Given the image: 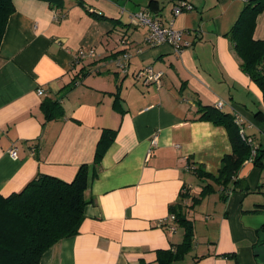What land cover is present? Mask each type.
<instances>
[{"label":"crops","instance_id":"0c3cea01","mask_svg":"<svg viewBox=\"0 0 264 264\" xmlns=\"http://www.w3.org/2000/svg\"><path fill=\"white\" fill-rule=\"evenodd\" d=\"M247 1L59 0L55 8L49 0H13L0 46V194L21 192L38 175L72 182L88 165L79 233L40 264H158L159 251L185 240L176 221L174 231L170 221L161 225L173 207L194 236L172 264H264V169L247 160L224 191L208 175H219L231 140L224 127L200 119L203 107L223 102L221 112L243 119L252 150L264 148L256 118L263 93L228 36ZM183 2L193 9L175 15ZM141 10L185 31L191 46L150 47L149 29L132 23ZM254 38L264 42V11ZM90 50L93 57L79 60ZM126 53L124 73L114 61ZM146 67L162 73L160 85L137 78ZM47 101L61 105L60 117L46 118ZM107 130L112 140L97 166ZM209 185L213 192L203 195Z\"/></svg>","mask_w":264,"mask_h":264},{"label":"trees","instance_id":"16d2710c","mask_svg":"<svg viewBox=\"0 0 264 264\" xmlns=\"http://www.w3.org/2000/svg\"><path fill=\"white\" fill-rule=\"evenodd\" d=\"M58 1L49 0L55 8L59 7L55 3ZM153 3L154 1L151 6ZM14 11L13 0H0V46L9 18ZM263 11L264 0L247 1L242 15L228 36L241 59V69L258 85L264 100V42L254 38L257 17ZM91 15L97 17L94 13ZM86 75L83 72L80 78ZM117 96L120 100V96ZM43 112L47 119H56L61 116L62 108L57 102L47 101L43 103ZM201 113V120L224 127L231 140L232 153L224 156L219 175L217 177L208 175L225 191L243 164L251 158L253 150L251 144L241 136L239 127L231 115L215 107H203ZM256 118L264 125V112H258ZM111 140V131H105L95 155L97 166ZM253 163L256 167L264 169L262 146H257ZM87 184L88 165H82L72 182L38 175L21 192L7 197L0 194V264H40L42 256L50 248L61 240L78 234L84 217V208L88 204L85 197ZM210 192H213V187L209 185L202 194ZM187 196L188 193L183 192L182 198ZM171 210L176 222L185 228V240L175 248V251L172 249L159 251L158 264H172L179 260L182 254L191 248L193 241L194 233L190 221L176 207Z\"/></svg>","mask_w":264,"mask_h":264},{"label":"built area","instance_id":"2783aa9c","mask_svg":"<svg viewBox=\"0 0 264 264\" xmlns=\"http://www.w3.org/2000/svg\"><path fill=\"white\" fill-rule=\"evenodd\" d=\"M193 6L183 2L180 3L174 9V14L179 15L183 11H191ZM132 23L138 27H147L149 29L148 34L146 35L145 42L150 47H157L163 44H169L173 46L176 52H181L183 49L188 48L191 46V43L184 39L186 35L185 31L177 30L173 28L171 25L170 27H164L154 16L147 10H141L135 13L132 17ZM94 52L90 51H83L80 53L79 60H83L88 57H93ZM131 59V54L126 53L122 57L117 58L114 63L117 68H119L122 72L126 73L128 69V62ZM137 78L143 80L147 84H158L161 83L162 73L156 72L152 67H146L140 70L137 74ZM38 94L40 96L45 95V91L43 89H39ZM224 107L223 102H219L216 105V109L221 110ZM235 124L239 127L241 136L246 139L247 143L250 144L249 138L245 136V131L243 128V119L240 115H236L234 118ZM257 148V147H256ZM256 148H253L251 160L255 155ZM10 155L14 158L17 157V149H13L10 151ZM170 221V225L167 227L170 231L176 230V227L171 224L176 221L175 215H170L165 221L161 223L162 226H165Z\"/></svg>","mask_w":264,"mask_h":264}]
</instances>
